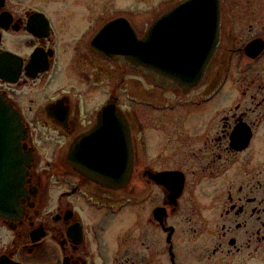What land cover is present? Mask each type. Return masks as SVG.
<instances>
[{
    "label": "flooded vegetation",
    "instance_id": "af4514ba",
    "mask_svg": "<svg viewBox=\"0 0 264 264\" xmlns=\"http://www.w3.org/2000/svg\"><path fill=\"white\" fill-rule=\"evenodd\" d=\"M184 1L0 0V167L29 162L10 173L24 185L0 217V264H264V0H214L219 49L192 88L129 53ZM136 102L161 115L158 144ZM116 111L133 154L117 189L70 161L102 119L117 140Z\"/></svg>",
    "mask_w": 264,
    "mask_h": 264
},
{
    "label": "water",
    "instance_id": "95a60500",
    "mask_svg": "<svg viewBox=\"0 0 264 264\" xmlns=\"http://www.w3.org/2000/svg\"><path fill=\"white\" fill-rule=\"evenodd\" d=\"M214 0H186L159 18L143 39L133 34L129 49L132 68L158 80L166 79L185 88L199 84L212 66L220 43V13ZM5 105L0 103V107ZM110 108L106 113H110ZM9 119L12 115L8 112ZM119 115V116H118ZM117 140H103V119L89 134L73 146L70 161L88 179L109 188L127 185L133 154L127 120L114 112ZM11 132V128H0ZM3 164L5 163L2 162ZM7 161L0 167V217L13 212L23 193L24 176H11L12 171H26L27 161ZM119 173V174H117ZM117 174V175H116Z\"/></svg>",
    "mask_w": 264,
    "mask_h": 264
},
{
    "label": "rangeland",
    "instance_id": "374dc122",
    "mask_svg": "<svg viewBox=\"0 0 264 264\" xmlns=\"http://www.w3.org/2000/svg\"><path fill=\"white\" fill-rule=\"evenodd\" d=\"M118 1H119V9H131V8H133L135 10H147L150 7H159V5L163 2V0H118ZM168 1L170 2L171 0H168ZM135 76L137 79L144 81V79L141 76H139V75H135ZM142 83H144V82H142ZM140 90H142V88L141 89L136 88V91H135L136 99L138 102H143L145 98L142 96L143 94H142V92H140ZM157 94L160 95L159 93H157ZM156 99L158 100V98H156ZM138 102H136L135 110L137 111V113L139 115V120L143 121V122L152 123L151 133L154 134L153 137L155 138V143L158 144L160 139H161V132L159 129V127H160L159 123L161 122L160 121L161 115L156 113V112L152 113L151 116L145 115L144 108L138 107V106H140L138 104ZM156 102L159 103L158 101H156ZM124 104L127 105L126 100L124 101ZM137 120L138 119H136V121Z\"/></svg>",
    "mask_w": 264,
    "mask_h": 264
}]
</instances>
